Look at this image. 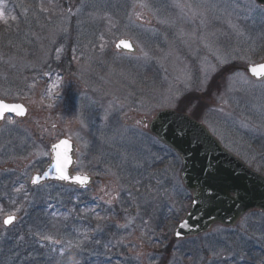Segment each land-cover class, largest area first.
Instances as JSON below:
<instances>
[{"label":"rangeland","instance_id":"rangeland-1","mask_svg":"<svg viewBox=\"0 0 264 264\" xmlns=\"http://www.w3.org/2000/svg\"><path fill=\"white\" fill-rule=\"evenodd\" d=\"M0 14V98L28 107L26 120L10 117L0 131L1 138L10 127V173L3 171L9 156L0 142V180L10 174L0 182V264H230L231 258L264 264V214L257 212L233 229L214 226L201 237L173 240L192 203L181 161L130 124L205 93L229 66L259 61L264 7L254 0H0ZM123 39L134 43L135 54L117 50ZM70 55L65 71L52 77V62ZM221 85L205 125L230 150L252 135L264 144V114L254 112L264 113V81L238 70ZM63 137L78 146L75 171L94 176L95 185L77 195L58 185L31 188L33 174L51 160V144ZM147 166L153 177L135 179L140 169L150 175ZM67 197L89 198L95 212L107 214H92V221L81 214L90 223L80 225ZM125 198L132 201L120 212ZM37 204L62 212L45 217L48 231L39 214L28 217L26 206ZM10 215L20 223L8 229L3 221ZM24 226L39 247L51 245L48 261L18 234Z\"/></svg>","mask_w":264,"mask_h":264},{"label":"water","instance_id":"water-1","mask_svg":"<svg viewBox=\"0 0 264 264\" xmlns=\"http://www.w3.org/2000/svg\"><path fill=\"white\" fill-rule=\"evenodd\" d=\"M264 6V0H256ZM127 44L128 46H125ZM120 51L136 53L129 40L117 44ZM264 61L248 67V73L255 79H264ZM8 105L5 109L3 105ZM15 109V110H12ZM8 113L24 117L26 109L22 105L10 104L0 100V122ZM150 131L162 143L172 148L180 156L183 168L182 178L192 192V210L175 233L176 239H182L208 232L214 225L233 227L250 209L264 211V178L251 172L240 161L235 160L213 138L202 124L188 115L173 110H164L157 114L150 124ZM75 145L62 139L52 147L53 163L43 175L35 176L40 185L47 181H60L73 185H89L91 180L80 183L70 173L73 164ZM61 174L68 176L62 180ZM17 221L14 217L12 226Z\"/></svg>","mask_w":264,"mask_h":264},{"label":"trees","instance_id":"trees-1","mask_svg":"<svg viewBox=\"0 0 264 264\" xmlns=\"http://www.w3.org/2000/svg\"><path fill=\"white\" fill-rule=\"evenodd\" d=\"M11 31V30H10ZM71 55H72V53H71ZM71 55L69 56V58L68 59H62V60H60L59 62H52L53 63V65H54V68H50L53 72H60V71H65L64 69H65V66H67L66 65V63L69 61V60H71ZM222 77H220V79H221ZM217 85H218V79L216 78V79H214V81L212 82V84H211V86H210V88H209V91H208V93L205 95V96H199V95H192V96H190V97H188L187 99H185V100H187L185 103H182V104H180L179 106H178V108H179V110H181V111H183V112H191L193 115H194V117H196V118H199V115H200V113H201V110H193V109H195L196 108V106L194 107V104H202V103H204L205 101H204V98H206V96L213 90V89H217ZM211 88H213V89H211ZM200 97V98H199ZM208 97V96H207ZM183 102H184V100H182ZM195 101H197V102H195ZM42 209H43V207H41V206H35L34 207V210L32 211V214H34V213H37V214H39V218H43V219H45L44 218V216H42ZM31 214V215H32ZM35 215V214H34ZM32 218H33V215H32ZM47 221V223H46V229H50V226H49V220H46ZM44 251H45V249H43ZM44 251H40L39 252V258L43 261L44 260V258H45V252ZM47 255H49V254H47ZM53 258H55L56 257V254L54 255V256H52ZM23 260H26V259H24V258H22ZM49 259V258H48ZM48 259H47V261H48ZM103 260L101 259V261H99L98 262V264L100 263V264H113V262L112 263H110V262H106V261H103ZM17 262H21V263H24V264H26V262H31V260H28V261H19V260H17Z\"/></svg>","mask_w":264,"mask_h":264},{"label":"flooded vegetation","instance_id":"flooded-vegetation-1","mask_svg":"<svg viewBox=\"0 0 264 264\" xmlns=\"http://www.w3.org/2000/svg\"><path fill=\"white\" fill-rule=\"evenodd\" d=\"M10 117H13L15 118L14 116H10L8 115L5 120L3 121L2 125L0 126V131L3 129V126L4 124L6 123V121L10 120ZM8 130V133L6 134H3L0 138V142L4 144L5 146V152L8 154L9 156V162L7 163V166H5L3 168V171L6 172V173H10V127L7 129ZM255 153H253L254 155ZM257 156H261L260 154L256 153ZM10 174L6 177H4L3 181L0 180V182H8L9 179H10Z\"/></svg>","mask_w":264,"mask_h":264},{"label":"snow or ice","instance_id":"snow-or-ice-1","mask_svg":"<svg viewBox=\"0 0 264 264\" xmlns=\"http://www.w3.org/2000/svg\"><path fill=\"white\" fill-rule=\"evenodd\" d=\"M0 15H2V14H0ZM125 46H128L127 44H125ZM262 67H264V66H262ZM253 73L255 74V75H262V74H264V73H257L256 72V70L255 69H253ZM3 107L5 108V109H8L9 108V106L8 105H3ZM12 110H15V109H12ZM60 179H62V180H65V179H68V176H66V175H64V174H61V176L59 177ZM86 177L85 178H83V179H81V178H77V181L78 182H80V183H84V182H86ZM38 181L36 180V179H34L33 180V183H37ZM13 219H14V217H11V216H9L7 219H5L4 220V223L7 225V224H11L12 223V221H13ZM45 239H51L50 237H45ZM61 255H63V253H61Z\"/></svg>","mask_w":264,"mask_h":264}]
</instances>
